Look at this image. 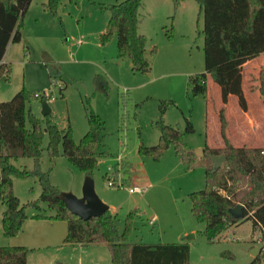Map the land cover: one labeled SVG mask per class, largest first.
I'll use <instances>...</instances> for the list:
<instances>
[{"label": "rangeland", "instance_id": "obj_1", "mask_svg": "<svg viewBox=\"0 0 264 264\" xmlns=\"http://www.w3.org/2000/svg\"><path fill=\"white\" fill-rule=\"evenodd\" d=\"M120 1L64 0L53 13L45 6L48 0H32L23 19V38L12 42L6 51L11 72L9 79H0V102L11 100L22 88L31 93L46 92L53 122L62 129L71 126L76 142L88 132L87 114L94 110L105 122V154L90 176L97 195L115 215L119 231L126 230V219L133 211V243L188 242L189 264H246L254 258L252 248L262 244L261 231L253 230L251 220L230 227L210 241L204 234L206 224L192 211L190 194L205 188L204 169L187 170L173 145L158 160L139 152L141 146L159 142L155 122L161 117V106L167 107L165 122L184 132V141L193 151L223 144L222 110L230 141L241 133L235 125L239 121L243 124L245 117L237 96L231 95V100L224 103L219 86L209 77L207 94L193 91V76L205 71L200 5L196 0H143L140 32L148 40L151 70L140 73L129 58L118 56L116 36L106 43L101 40L111 14L109 7ZM258 68H247L244 74L254 121L261 118L263 110L256 101L257 93L264 99ZM261 68L264 71V64ZM49 73L54 75L52 81ZM99 76L106 79V89L99 86ZM26 108L46 126L41 99L33 97ZM189 123L194 131L188 130ZM26 124L30 126L28 117ZM49 142L46 132L38 167L32 158L13 161L33 173L29 178L13 179L14 192L26 205L29 218L19 237L5 236L1 218L6 204L0 203V245H13L11 241L15 240L27 242L30 264H91L104 256V261H110L105 243L81 249L65 243L67 224L53 219L55 211L47 204H42V213L48 218L33 217L36 209L28 203L41 196L45 180L60 192L81 197L89 175L64 156L61 144L53 162L47 150ZM127 162L133 166L130 173L125 170ZM117 167L115 178L123 180V187L108 185V177L113 178ZM133 184L146 186V190L131 194L127 187ZM153 217L156 221L151 224ZM51 227L61 232L57 240L45 236Z\"/></svg>", "mask_w": 264, "mask_h": 264}, {"label": "trees", "instance_id": "obj_2", "mask_svg": "<svg viewBox=\"0 0 264 264\" xmlns=\"http://www.w3.org/2000/svg\"><path fill=\"white\" fill-rule=\"evenodd\" d=\"M32 0H0V61L3 60L10 42L22 39L23 19ZM64 0H48L46 8L56 13ZM176 3L179 0H174ZM203 13L204 62L205 71L192 78L193 91L207 94L208 77L218 84L222 101L227 103L230 95L238 98L240 107L247 111L248 102L244 93V64L264 54V0H196ZM143 0H123L109 7L110 18L106 31L101 35L103 43L117 37L118 56L129 58L134 70L148 73L151 62L147 55V37L140 32V9ZM156 53V48L152 49ZM0 64V79H9L11 69ZM9 67V68H8ZM9 74V75H8ZM261 93L264 96V71L260 72ZM54 75L49 73L50 81ZM100 87L106 89L107 81L99 76ZM37 97L26 88L19 90L11 100L0 103V203L6 204L1 224L4 235L16 237L23 230L29 214L26 205L15 194L13 179L29 178L31 171L16 166L13 161L32 158L39 166L43 140L47 132L50 138L47 150L54 162L62 145L64 156L77 168L92 174L105 154V122L92 109L87 114L88 132L76 142L71 126L59 128L47 115L46 126L27 111V101ZM47 98V97H45ZM48 99V98H47ZM166 106H161V117L155 122L160 132L159 142L154 146H141L142 155H150L158 160L173 145L176 155L187 170L202 167L205 171V188L190 194L192 211L196 218L206 224L204 234L213 241L221 233L234 225L251 220L253 230L261 231V253L264 252V148L235 146L225 130L223 110L220 112L221 147L206 145L205 155L198 156L184 141V132L179 127L165 122L163 114ZM29 118L30 126L26 121ZM189 131H194L191 123ZM208 154H225L226 161L218 169ZM126 172L133 166L126 163ZM118 170V169H117ZM117 170L115 177L118 175ZM41 196L28 204L36 209L35 218H48L42 213V204L55 211L53 219L65 221L67 233L65 243L107 244L112 264H189L190 244L176 243H133L130 240L132 211L126 219V230L120 232L111 209L100 216L82 219L68 210L59 197L60 190L47 182ZM243 205V216L237 217L231 209ZM52 217H50L52 219ZM29 249L23 245H0V264H27ZM261 253L246 264H262Z\"/></svg>", "mask_w": 264, "mask_h": 264}, {"label": "crops", "instance_id": "obj_3", "mask_svg": "<svg viewBox=\"0 0 264 264\" xmlns=\"http://www.w3.org/2000/svg\"><path fill=\"white\" fill-rule=\"evenodd\" d=\"M22 38H23V35H22ZM10 44H12V42H10ZM9 45H8V48H9ZM2 63L9 65L8 62L6 61V54H5L4 58H3V60L0 61V64H2ZM262 64H264V54L247 61L244 64V74H245V71L247 70V68H252L253 69L255 66H259L258 72L260 73L261 70H262V68H261ZM209 78L211 79L210 76H209ZM243 86H244L245 97H246L247 102H248V110L245 111V110H243L241 108L242 109L241 113L243 114V117H245L243 120H245V121H244L243 124H241V122L239 121L237 123V125H235L236 127L238 126L237 127V128H239L238 131H240L241 133H239V135H237L238 137H234L233 138L232 143L235 146H247V147H250V148H264V123H260L259 122L260 120H264V99H262L260 97V94L257 93V95H256L257 96L256 97L257 100L256 101L263 108V110L260 111L261 118L254 121L252 119L251 114H250V111H251L250 93H248V90H247V88L244 85V81H243ZM36 93H39V92H36ZM231 98H232V96L230 95L229 100H231ZM40 99H41L42 102L45 100L43 98H40ZM241 121H242V119H241ZM222 145L223 144L220 143V145L214 146V147H220ZM51 228H52L51 230H47L46 231L45 236L47 238H52V239H56L57 240L61 232H59V230H57L55 232L54 229H53L54 227H51ZM20 234H19V236H20ZM64 238H63V241H64ZM11 243L13 245H23V246L28 245L27 242L25 243L24 241H20V240L11 241ZM68 244H70V243H68ZM91 244H93V243L86 244V245H84V244H71V245L74 246L73 247L74 249H79V248L81 249V248H84V247H87V246L90 247L89 245H91ZM94 244H97V243H94ZM107 248H108V246H107ZM109 253H110V251H109ZM29 258H30V256H27V264H30V259ZM105 259H106V257L104 256L98 262L93 261L91 264H112L111 255H110V261H104Z\"/></svg>", "mask_w": 264, "mask_h": 264}, {"label": "water", "instance_id": "obj_4", "mask_svg": "<svg viewBox=\"0 0 264 264\" xmlns=\"http://www.w3.org/2000/svg\"><path fill=\"white\" fill-rule=\"evenodd\" d=\"M42 113L44 115H49L51 109L47 103V100L42 102ZM198 156L205 155V148H198L194 151ZM211 160L214 162L215 168L218 169L226 161L225 154L220 156L208 154ZM1 169H0V180H1ZM59 197L65 203L66 207L70 212L78 215L82 219H89L91 217H96L102 215L104 212L110 209L109 205L104 203L95 191L94 179L88 175L83 185V194L81 197L74 195L71 192H60ZM232 214L237 217L243 216V205L238 204L231 209ZM253 257H257L261 253V248L259 246H254L251 251ZM261 257L264 259V252L261 253Z\"/></svg>", "mask_w": 264, "mask_h": 264}, {"label": "built area", "instance_id": "obj_5", "mask_svg": "<svg viewBox=\"0 0 264 264\" xmlns=\"http://www.w3.org/2000/svg\"><path fill=\"white\" fill-rule=\"evenodd\" d=\"M36 96L37 97H41L45 100H47L48 97V94L46 92H39V93H36ZM47 97V98H45ZM51 97V95H50ZM121 160V159H120ZM122 161V160H121ZM118 169V167L116 168V170ZM115 170V172H116ZM115 172L113 174V178L111 177H108V185L109 186H118V187H123L124 186V183H123V180L119 177V178H115ZM118 181V182H116ZM127 190L129 191V193L131 194H135V193H138V194H142L145 190H146V186H142V185H132V186H129L127 187ZM156 221V218L153 217L149 222L151 224H154Z\"/></svg>", "mask_w": 264, "mask_h": 264}]
</instances>
